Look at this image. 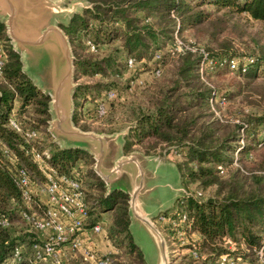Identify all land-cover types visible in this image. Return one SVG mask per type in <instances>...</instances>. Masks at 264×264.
Masks as SVG:
<instances>
[{"label": "trees", "instance_id": "16d2710c", "mask_svg": "<svg viewBox=\"0 0 264 264\" xmlns=\"http://www.w3.org/2000/svg\"><path fill=\"white\" fill-rule=\"evenodd\" d=\"M85 1L91 6L85 8L82 14L74 15L68 25L62 28L73 49L75 79L101 76L98 81L78 84L74 93V124L83 130H92V127L97 133L118 130L111 126L112 111L108 112L107 105L114 99L106 101L103 115L96 113V106L105 100L108 90L114 89L117 93L114 83L109 79L126 75L122 73L123 68L117 63L115 53L95 58L88 41L97 44L119 39L122 52L135 59L147 54H151L152 59L153 54L159 51L160 58L152 60L157 63L155 67L159 68L163 61V47L169 53L168 46L173 41L176 19L180 22L177 29L179 33L190 29L203 33L205 28L211 27V30H206L210 45L204 49L215 63L206 68L204 77L213 88H209L201 78L200 57L191 52L179 54L180 63L176 66L173 78L150 89L145 103L131 111L123 152L128 154L139 150L145 155L161 156L173 153L182 188L194 191L192 185L196 184L204 191L214 187L215 197L196 199L192 195L178 194L175 199V206L193 217L201 249L212 256L220 254L224 250L221 238L227 235L238 243H244L253 255V248L260 246L264 232V163L258 169L250 168L245 175L239 169L233 171L231 168L221 174L217 166L226 168L230 165L233 152L238 147L239 160L243 161V157L253 155L259 143L262 145L264 113L248 116L238 124L223 122L211 110L209 98L214 95L227 102L246 92L256 79L264 78V44L254 42L259 49L236 55L229 50L231 45L226 36L221 38L229 21L236 15L244 14L264 29V0ZM216 12L220 14L213 18ZM234 25L238 27L237 23ZM0 40L5 41L6 46V59L2 67L4 83H0V145L4 144L12 150L18 158V164L32 173L38 170L37 164L26 154L32 143L40 151L49 149L47 162L61 173H69L78 162L93 164V158L85 151L60 149L52 142L46 130L50 118L49 97L41 93L22 73L20 57L12 50L1 22ZM243 56L248 60L240 61L239 68L232 72L226 60L232 57L241 59ZM244 64L245 70L242 71ZM215 77L225 78L218 82ZM259 93L264 94V90ZM15 102L19 104L17 117L22 127L39 130L41 138L39 135V139L27 143L21 133L8 126ZM86 103L95 104L91 112L85 108ZM96 118L100 122H94ZM239 129L242 133L238 132ZM259 134L262 137L259 138ZM241 140L243 145L239 144ZM89 177L94 180L91 185L94 195L90 199L94 205L89 211L86 227L102 221V214H110L105 235L115 248L109 254L110 264H146L129 229L128 195L122 191L105 195L104 183L93 170L89 172ZM20 209L26 210L27 207L15 184L12 167L1 159L0 217H7L11 225L0 226V264L7 261L15 246L23 248V244L27 243L31 249V244L37 241V235L26 224L25 233L22 230L16 232V227L12 229L15 219H21ZM24 254L25 251L19 264H33L32 250L31 257L25 258Z\"/></svg>", "mask_w": 264, "mask_h": 264}, {"label": "water", "instance_id": "95a60500", "mask_svg": "<svg viewBox=\"0 0 264 264\" xmlns=\"http://www.w3.org/2000/svg\"><path fill=\"white\" fill-rule=\"evenodd\" d=\"M88 7L85 0H0V22L12 50L20 57L22 73L49 97L46 130L52 142L60 149H79L91 155L93 171L104 183L105 195L114 191L128 195L133 238L134 231L140 228L155 248V264H169L165 238L152 220L158 213L150 214L148 208H169L164 204L169 198L167 190L171 180H180L179 171H173V176L172 171L158 172L150 162L151 155L139 150L124 154L128 128L97 133L83 130L73 122L78 83L74 82L72 47L62 27ZM180 187L176 188L177 193Z\"/></svg>", "mask_w": 264, "mask_h": 264}, {"label": "built area", "instance_id": "2783aa9c", "mask_svg": "<svg viewBox=\"0 0 264 264\" xmlns=\"http://www.w3.org/2000/svg\"><path fill=\"white\" fill-rule=\"evenodd\" d=\"M179 24V19H176V30L173 33V41L168 46V51L172 57L185 52L198 54L201 78L209 88H213L212 84L204 77V73L206 68L211 67L215 61L208 57V52L205 49L186 43L179 37L177 32ZM87 43L91 51L97 49L96 43L92 41ZM5 47L4 42L0 41V83H4L2 81V67L6 59ZM159 58L160 52L156 51L152 60ZM247 60L246 57H241V59L232 57L226 60V64L233 72L239 68L240 61L246 62ZM136 64L137 60L134 57L129 56L125 60L126 70L130 72L134 71ZM241 69L242 71L245 70V64L242 65ZM160 72V68H154L151 74L159 76ZM143 84L144 80L136 77L130 81L128 88L132 89L134 86H143ZM114 97H116L115 90H108L105 100L97 104L96 113L103 115L106 101ZM225 102L222 97L218 99L212 95L209 98L211 110L218 117L220 114L216 111L217 107L223 106ZM8 126L21 133L27 143L39 139L40 131L33 127L23 128L16 111L11 112ZM26 154H29L30 158L37 164L38 169L43 174V180L36 181L28 168L18 164L16 154L6 145H0V161L3 159L11 165L15 184L27 207L26 210H19V216L28 226V229L37 235V241L31 244L33 264H64L68 256L73 257L74 255H79L90 264H110L109 254L111 252L99 251L93 243L87 242L82 235L90 217L89 211L94 205L93 201L87 199L84 167L78 164V167H73L69 173H61L47 162L50 151L47 148L40 151L33 143L26 150ZM217 168L221 170L222 166L218 165ZM178 194L192 195L196 199H206L204 191L200 190H185L180 187ZM152 220L169 244L173 245L174 242H177L180 247L186 246L185 250L193 261L204 258L206 254L201 249L199 235L194 229L193 217L175 206V202L167 210L160 211ZM10 225L7 217H0L1 227H9ZM90 228L91 232L96 234L104 230L102 221L95 222ZM103 232L106 235V230ZM221 245L224 250L214 256L215 264H251L249 262L250 250L244 243H238L224 235L221 238ZM23 251L22 246H15L4 264H19L23 260ZM253 252L257 264H264V237L260 246L253 248Z\"/></svg>", "mask_w": 264, "mask_h": 264}, {"label": "rangeland", "instance_id": "374dc122", "mask_svg": "<svg viewBox=\"0 0 264 264\" xmlns=\"http://www.w3.org/2000/svg\"><path fill=\"white\" fill-rule=\"evenodd\" d=\"M88 4L91 6L90 3ZM219 14L220 12L214 13L213 18L217 17ZM234 23H237L238 25L237 28L235 27ZM207 29L211 30V27L209 26L205 28L203 33L202 31L196 32V30L190 29V30L183 31L182 33L178 32V34H179V37L186 43L188 42L191 45L202 47L204 49V47H208L210 45L209 37H207V31H206ZM225 36L228 39V41H230L231 47L229 50L231 52L233 51L234 53H236V55H244L247 52H252L253 49H259V47L254 45V42H257L260 45L264 44V29L262 28L261 24L250 20L244 14L236 15L235 17H233L232 20L229 21L228 27L226 28V31L223 33L221 38L223 39ZM2 42H4L5 44V41H2ZM120 45L121 44H120L119 39H114L112 42H99L97 43V49L94 52H91L92 56L95 58L104 57L106 55H109L112 52L115 53L116 61L118 64H120V67L123 68L122 73L124 72L126 75L121 78H118L115 76L109 79V81L114 83V86L117 90V93H116L117 98L116 97L113 98L114 101L112 102H107L108 112L110 110L112 111V118L110 121L112 122L111 126L118 129L114 132L128 128V124H130L131 122L130 121L131 111L134 110L135 107H137L138 105L145 103L144 101L145 98L148 95H150V92H149L150 89L151 90L155 89L156 87L163 85L168 80L173 78V74L176 70V66L180 63L179 56L172 57L170 52L168 53L166 48L163 47V49L161 50V52L163 53L162 54L163 61L162 63H160L162 67L161 69L162 72L159 76H153L151 74L152 69L157 67L156 66L157 63L152 61L151 59V54L150 55L147 54L140 59L137 58L136 59L137 64L135 66V69L133 72H130L126 70V67H124L125 60L127 59V57H129V55H126L125 53L122 52V49L119 48ZM72 52H73V49H72ZM196 55L198 56V54ZM199 66H200V63H199ZM230 75L228 76V78H230ZM136 77H139L144 80L143 86H134L132 89H129L128 87H129L130 81ZM224 78L225 77H221V78L215 77V81L217 80L219 82ZM100 79H101V76H94L93 78L81 77L78 80H76L75 79V68H74V82L78 84L94 82ZM262 90H264V78H258L254 82H252V84L249 86L246 92H244L243 94H240L239 96L231 100H228L227 102H225L223 106L219 105L216 111L220 114V117L223 120V122H230V123H236V124H238L242 119H247L248 116L261 115L264 113V94L261 95L259 93ZM91 104L86 103V106H85V108H87V110H89L90 112L93 110L92 108L93 105H95L93 103ZM214 115H216L215 112H214ZM93 120L94 122L99 121L98 118L93 119ZM95 127L96 126H94V128ZM90 129L94 131L92 127ZM238 132L242 133V130L239 129ZM103 133H107V132H103ZM107 134H110V133H107ZM260 137H262V134H259V138ZM40 138H41V135H40ZM260 142L262 145H260L259 143V146L257 147V149H255L252 152L253 155H248V157L246 158L243 157V161L239 160L240 154L238 153V149H239L238 147V149L233 152V156H232L233 159L230 162V165H228L226 168L221 165L222 169L219 170L220 173L225 174L227 170L231 168L233 169V171L236 169H239L245 175L246 173H248V170L250 168L258 169L257 167L261 165L262 163H264V140ZM239 144L243 145V141H239ZM156 156L159 158V160H162V161H166V162L167 161L172 162L173 160L176 161V157L174 156L173 153H170V152L163 156L161 155H156ZM78 164L84 167L83 168L84 180H85L84 184H85V188L87 191V196L90 197L88 200H90L92 196L94 195V192H92L91 190V185L93 184L94 180L90 179L89 172L93 170L94 160H93V164H86V163L78 162L76 163V166ZM30 173L36 181L43 180V174L39 169L37 171H33V173L32 171H30ZM171 184L174 190L168 189L167 191L169 193V197L171 196L173 197L172 199H174V196L175 198L177 196L176 195L177 192H175V190L177 187L180 186L179 177L178 179L174 178L173 180H171ZM192 186L195 190H200L196 184ZM203 190L205 191L204 193L206 195V198L210 196L215 197L214 187H209ZM101 217L104 220H109L110 214L104 213L101 215ZM15 220L16 222L12 224L13 225L12 229L16 227L15 231L18 233L21 232V230L24 233L27 232L26 231L27 226L25 225V223L21 221V219H19L18 217ZM263 237H264V232H263ZM134 240H136L138 246L140 247L146 264H155V261H156L155 248L153 247L151 240H149V237H147V235L140 228H138L137 231L136 230L134 231ZM166 245H167L168 256H169V261H170L169 264H183V263L184 264H215V257L212 256V254L210 253L205 252L206 255L204 256V260L202 259L198 262H193L190 259L188 252H186L185 250L186 246L180 247L177 242L176 243L174 242V244L171 245L167 241H166ZM23 249L25 251L24 257L25 258L31 257V249L29 248V245L27 243L23 244ZM249 262L251 264H257V261L252 254H250ZM64 264H90V263L83 260L82 257H80L79 255H74L73 257L68 256Z\"/></svg>", "mask_w": 264, "mask_h": 264}, {"label": "crops", "instance_id": "0c3cea01", "mask_svg": "<svg viewBox=\"0 0 264 264\" xmlns=\"http://www.w3.org/2000/svg\"><path fill=\"white\" fill-rule=\"evenodd\" d=\"M0 41H2V40H0ZM18 106H19V104H18V102H15L14 103V106H13V108H12V111H18ZM18 113V112H17ZM122 151H123V148H122ZM124 153V152H123ZM170 161V160H169ZM150 162H152L153 163V165L154 166H156V168H157V171L158 172H161L162 174H164L167 170L168 171H172V176H173V171H178V168H177V166H176V161H172V162H166V161H162V160H159V158L156 156V155H151V160H150ZM172 184H170V189H172V190H174L173 189V187L171 186ZM175 192H176V190H175ZM167 193H168V191H167ZM168 195H169V193H168ZM173 197H169L168 198V200H166L165 202H164V204H166L167 206V208L169 207H171V205H172V202H173V199H172ZM174 198H175V196H174ZM163 204V203H162ZM161 205V204H160ZM161 210V209H160ZM160 210L158 209V207H155V208H148V212L150 213V214H154V213H159L160 212ZM157 211V212H156ZM155 217V216H154ZM101 219L102 220H104L102 217H101ZM102 223H103V231H105L106 229H108V223H109V220H104V221H102ZM101 232V233H98V234H96V233H92L91 232V228L90 227H86V229H85V231L82 233V235H83V238L87 241V242H89V243H93L97 248H98V250L99 251H101V252H105V251H110V252H113V251H115L114 249V247H113V245L111 244V242L105 237V234H104V232ZM132 238H133V236H132ZM134 239V238H133ZM68 250V249H67ZM66 261V260H65ZM65 261H64V263H65Z\"/></svg>", "mask_w": 264, "mask_h": 264}]
</instances>
